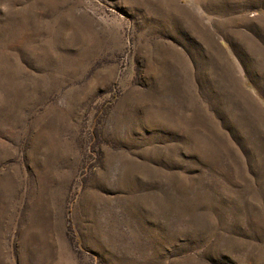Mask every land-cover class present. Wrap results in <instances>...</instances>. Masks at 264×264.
<instances>
[{"label":"rangeland","instance_id":"rangeland-1","mask_svg":"<svg viewBox=\"0 0 264 264\" xmlns=\"http://www.w3.org/2000/svg\"><path fill=\"white\" fill-rule=\"evenodd\" d=\"M30 191L65 264H264V0H0V257Z\"/></svg>","mask_w":264,"mask_h":264},{"label":"crops","instance_id":"crops-1","mask_svg":"<svg viewBox=\"0 0 264 264\" xmlns=\"http://www.w3.org/2000/svg\"><path fill=\"white\" fill-rule=\"evenodd\" d=\"M191 68H195L193 64ZM14 195L12 192L11 196ZM26 200L19 221L15 217L11 219L9 233L16 229V236L8 242L9 234H6L5 253L0 257V264H65L60 261V241L68 240L69 211L65 202L58 208L49 198L31 191Z\"/></svg>","mask_w":264,"mask_h":264}]
</instances>
